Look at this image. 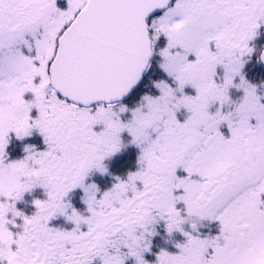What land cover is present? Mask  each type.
Returning <instances> with one entry per match:
<instances>
[{
    "label": "snow or ice",
    "instance_id": "6c2138e0",
    "mask_svg": "<svg viewBox=\"0 0 264 264\" xmlns=\"http://www.w3.org/2000/svg\"><path fill=\"white\" fill-rule=\"evenodd\" d=\"M66 4L0 0V264H149L161 221L186 242L155 264H264V97L241 74L264 0ZM33 132L45 149L7 162L11 137ZM125 133L138 170L98 198L85 180ZM37 187L26 216L16 202ZM77 188L87 215L66 202Z\"/></svg>",
    "mask_w": 264,
    "mask_h": 264
},
{
    "label": "rangeland",
    "instance_id": "374dc122",
    "mask_svg": "<svg viewBox=\"0 0 264 264\" xmlns=\"http://www.w3.org/2000/svg\"><path fill=\"white\" fill-rule=\"evenodd\" d=\"M60 6V5H59ZM61 7V6H60ZM62 9H64L63 7H61ZM65 8H66V6H65ZM247 57V56H246ZM157 59H159L158 57H157ZM248 61H246V58H244V65H247L248 63H250L249 61H250V58H248L247 59ZM159 75H162V73H160V72H157ZM241 74H242V72H241ZM223 75H224V70H223V68L222 67H218L217 68V78H220V77H222L223 78ZM249 76H250V78H249V80H247V78H246V80L248 81V83H250L251 85H253V86H255L256 88H257V93H258V95H260L261 97H264V85H259V83H264V72L263 71H260V70H254V71H250L249 72ZM238 79H239V77H237ZM235 81H236V79H235ZM236 91V88H232V89H230L229 90V96H230V99L232 100V101H238L242 96H243V90H238V92H233V91ZM189 92H192V90H188ZM241 92V94H242V96H241V94H240V92ZM231 93H236V95H234V94H231ZM194 94V93H193ZM215 110H216V106H213L211 109H210V111L211 112H215ZM220 131L226 136V137H228L229 135H230V132H229V130L227 129V127L226 126H222L221 127V129H220ZM34 136H36L37 138L38 137H40L41 138V143L40 144H38V146H36V148H37V150L41 147V150H44L45 149V145L43 144V140H42V137L39 135V133L38 132H35L34 134H33ZM14 136V135H13ZM131 138V137H130ZM18 140V139H17ZM33 145H35V144H33ZM131 146L134 148V149H137L138 151H139V153H140V150H139V148H137L135 145H133V144H131ZM11 147V144L9 143V146L7 147V149H9ZM6 149V150H7ZM19 150H22L23 151V147H19L18 148V150L17 151H19ZM40 150V149H39ZM12 151H13V149H12ZM17 151H16V153H17ZM14 152V151H13ZM7 153V152H6ZM7 155H8V153H7ZM116 154H114L113 156H111V157H108V158H106L104 161H103V166H104V163H105V161H106V163H108L109 162V160L111 159V158H113L114 156H115ZM22 158H23V156H22ZM135 164H136V167H137V170H138V159H137V161L135 162ZM125 165L126 166H128V165H130V166H132V164H131V162L130 161H127V162H125ZM105 167V169H106V166H104ZM113 173V172H112ZM128 174L129 173H127V176H128ZM95 175H99L100 177H103L105 180L107 179V180H109L110 182H111V185H109L108 187H109V189L108 190H110L111 189V187L115 184V183H117L118 181H117V178H119L121 181H123V180H126L127 179V177L125 178V179H121L119 176H115L114 174V176L113 175H111V176H109V174L107 173V171H105V172H103V173H101V172H99V171H96V170H93L89 175H88V178L85 180V186H88V185H91V179L95 176ZM108 187H106V189L105 190H103L102 189V194L105 192V191H107V188ZM75 190H80L81 192H82V196L84 197V192H83V190L82 189H80V188H77V189H75ZM74 191V190H73ZM72 191V192H73ZM102 194H101V192L98 190V192H97V197L99 198L100 196H102ZM47 197H44V198H41L40 200H45ZM31 199V198H30ZM29 199V200H30ZM34 201L35 200H32V205L28 208V209H26V210H24V211H21V212H23L26 216H31L35 211H36V209H35V207H34ZM17 205V204H16ZM72 208H74V207H72ZM20 209H23L22 207H19V208H17V210H20ZM69 211H71V209L69 210ZM81 214H83V215H86L87 214V211H85V212H80ZM57 217H59V216H57ZM61 217H63V216H61ZM9 218H11V216L9 215ZM64 218V217H63ZM63 222H65V218L62 220ZM68 222V221H67ZM17 223H21V221L20 220H17ZM70 223V222H69ZM160 224H161V228L162 229H164L165 230V235L167 236V237H165V241H166V243H167V247H166V251H168L169 253H171V254H175V253H177L179 250L175 247V245L176 244H183V243H185L186 242V237L181 233V232H179V231H177V232H173L171 235H169L168 233H167V231H166V226H165V224H164V222L163 221H161V222H159ZM207 226H213V228H210V227H207ZM184 227V231H190V225H184L183 226ZM154 228H155V226H154ZM62 229V228H61ZM65 230V229H64ZM199 231H200V233H201V235H202V237H204V236H209V235H215V234H217V232H218V227H217V225L215 224V223H207V224H205V226L204 227H201L200 229H199ZM147 254V253H146ZM145 254V255H146ZM155 261H156V257H155V259H153V261L152 262H149V264H155ZM131 263V261H129V264ZM132 264V263H131Z\"/></svg>",
    "mask_w": 264,
    "mask_h": 264
},
{
    "label": "trees",
    "instance_id": "16d2710c",
    "mask_svg": "<svg viewBox=\"0 0 264 264\" xmlns=\"http://www.w3.org/2000/svg\"><path fill=\"white\" fill-rule=\"evenodd\" d=\"M253 63L254 62H251V64H253ZM251 64L248 67H250ZM258 68L261 69L259 64H258ZM243 76L245 79L247 78V80H249V78H250V76L247 72H245V74ZM261 84L262 83H259V85H261ZM124 141L125 140L122 139L123 150H122L121 155L118 158H116V160H114V161L111 160L105 164V166H107L108 171H110L111 173L113 172L112 174H114L115 176L116 175L119 176L121 179H125L127 177V173H132V172L137 171V167H136L135 162L137 161L138 156L140 155V153L137 149H134L132 146H130L129 143H125ZM127 161H130L132 166H130V165L126 166L125 162H127ZM94 178L95 177L92 178V181L94 180ZM97 179L98 178H95L96 182L100 185V183L97 181ZM105 186L103 185L101 187H99V186L98 187L104 189ZM68 200L73 206H75L77 211H79V212L87 211L86 210L87 209L86 204L83 202V199H81V197L78 194L74 193V195H72V194L69 195ZM50 226L57 227V228L60 227L63 230L64 229L66 230L68 227L70 230L74 227V225L72 223L66 224L65 222H62L60 219L58 221L54 220L53 222H50ZM160 226H161L160 223L155 225L154 231L156 234L151 237L150 252L145 255V259L148 260L149 262H152L153 259H155V257H157L159 252L161 250H166V247H167V243L164 240L165 237H167V236L165 235V230L162 229ZM207 227L213 228V226H207Z\"/></svg>",
    "mask_w": 264,
    "mask_h": 264
},
{
    "label": "flooded vegetation",
    "instance_id": "af4514ba",
    "mask_svg": "<svg viewBox=\"0 0 264 264\" xmlns=\"http://www.w3.org/2000/svg\"><path fill=\"white\" fill-rule=\"evenodd\" d=\"M59 3H60L62 6H64V8H65V6H67V4H66V0H59ZM261 33H263V35L261 36L262 39L259 38V41H260V42H262V41L264 40V27H263V28L260 27V29L258 30V34H257V36H256L255 38L259 37Z\"/></svg>",
    "mask_w": 264,
    "mask_h": 264
},
{
    "label": "water",
    "instance_id": "95a60500",
    "mask_svg": "<svg viewBox=\"0 0 264 264\" xmlns=\"http://www.w3.org/2000/svg\"><path fill=\"white\" fill-rule=\"evenodd\" d=\"M262 55H264V53H263ZM261 62H262V64L264 65V61H261Z\"/></svg>",
    "mask_w": 264,
    "mask_h": 264
}]
</instances>
